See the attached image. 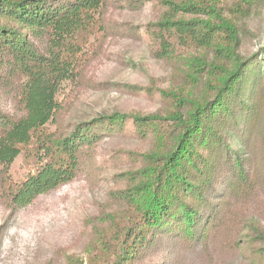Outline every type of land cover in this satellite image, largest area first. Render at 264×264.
I'll use <instances>...</instances> for the list:
<instances>
[{
  "label": "trees",
  "instance_id": "16d2710c",
  "mask_svg": "<svg viewBox=\"0 0 264 264\" xmlns=\"http://www.w3.org/2000/svg\"><path fill=\"white\" fill-rule=\"evenodd\" d=\"M106 2L0 0V94L23 109L11 116L0 100L1 190L11 207L110 176L99 213L86 218L87 264H264V47L247 45L264 0H120L121 11L154 9L137 30L121 23L120 37L169 63L168 85L153 89L161 107L66 124L57 92L79 78L80 43L106 29ZM114 140L144 148L100 159ZM20 155L31 171L8 183Z\"/></svg>",
  "mask_w": 264,
  "mask_h": 264
},
{
  "label": "rangeland",
  "instance_id": "374dc122",
  "mask_svg": "<svg viewBox=\"0 0 264 264\" xmlns=\"http://www.w3.org/2000/svg\"><path fill=\"white\" fill-rule=\"evenodd\" d=\"M119 1L107 0L101 11L106 29L100 27L80 43L79 78L62 82L58 89L56 99L63 119L60 121L66 124L98 112L118 110L148 114L161 107L153 89H164L168 85L169 63L157 59L147 44L120 37L121 23L130 22L137 30L154 19V9L148 4L140 13L121 11L117 7ZM253 28L259 32L258 39L249 38L247 45L250 50H257L264 47V17L256 20ZM0 100L8 114L22 115L23 109L17 102L2 94ZM54 130V124L46 126L47 132ZM143 148L128 140L107 141L100 146L99 156L105 159L117 150ZM29 164L18 156L6 174V181H22L31 171ZM1 181L0 168V264H46L49 261L71 264L69 258L72 257L87 264L85 249L90 228L86 218L99 213L105 194L112 188L110 176L106 183L78 178L21 210L11 207L1 190ZM260 222L264 225V213ZM225 263L243 264L229 259H225Z\"/></svg>",
  "mask_w": 264,
  "mask_h": 264
}]
</instances>
